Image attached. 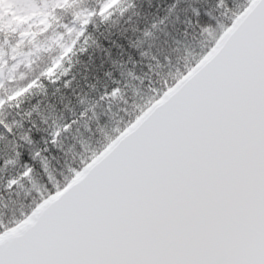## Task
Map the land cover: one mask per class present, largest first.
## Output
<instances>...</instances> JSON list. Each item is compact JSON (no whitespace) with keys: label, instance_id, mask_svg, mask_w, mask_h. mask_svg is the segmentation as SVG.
Instances as JSON below:
<instances>
[{"label":"snow or ice","instance_id":"obj_1","mask_svg":"<svg viewBox=\"0 0 264 264\" xmlns=\"http://www.w3.org/2000/svg\"><path fill=\"white\" fill-rule=\"evenodd\" d=\"M119 2L105 0L78 19L108 20ZM67 3L29 0L21 22L36 19L46 30L48 9ZM217 7L230 26L206 55L159 81L112 144L83 155L70 179L54 181L44 165L49 187L21 208L23 219L8 220L0 264H264V0ZM34 86L0 108H19Z\"/></svg>","mask_w":264,"mask_h":264},{"label":"trees","instance_id":"obj_2","mask_svg":"<svg viewBox=\"0 0 264 264\" xmlns=\"http://www.w3.org/2000/svg\"><path fill=\"white\" fill-rule=\"evenodd\" d=\"M124 2L126 7L131 4V8L123 14H117L108 20L99 16L89 18L90 23L84 26V43L73 52V56H69L52 78L45 77L43 72L53 64L60 52V47L56 44L57 35L64 33V27L73 14L97 12L100 6L96 4V0H68L63 8H49L52 17H48L46 30L41 31L43 25L38 26V29L34 25L23 29L8 21L3 32H0L1 45L4 43L7 52L17 45L20 34L27 35L25 45L19 47L20 61L9 72V64L6 65L5 75L0 78V99L6 97L7 101L15 91L34 80L38 81V86H34L21 98V102L25 98L29 100L23 105L20 102L19 108L12 105L7 114H0V119H4L6 124L16 123L21 131L28 132L32 141L31 145L25 144L16 139L17 129L12 128L9 133L0 125V135L6 138L9 145L14 140L16 143L15 152H10L5 143L0 141V222L4 224V227H0V233L14 226L8 223L14 216L23 219L19 216L20 210L23 206L30 205L32 197H22L21 194L27 192L31 183L44 175L41 156L50 164L62 161L65 150H79L77 141L80 139L90 149L93 146L99 147L97 130L104 128L109 131L119 119V132L112 133V138L115 139L129 120L125 114L138 104L144 105L146 98L157 89V62L161 66L171 62L173 49L186 48L181 53L186 59L191 58L195 51L200 52L202 57L208 49L200 51L198 48L196 40L199 28H215L221 22L227 28L231 24V20L222 15L223 8L217 7L220 0ZM244 3L245 0H225L226 6L232 11L241 10ZM145 32H153L155 38L144 40L138 47H133ZM25 52L26 57H22ZM141 52L146 55L142 56ZM184 63L185 61H179L175 68H163L161 74L166 72L170 76ZM194 64L195 62L192 66ZM113 92H118L119 95L113 97ZM81 99L86 103H80ZM38 101L41 108L51 106L48 111L54 112L59 118L60 130L65 126L70 127L69 132H62L57 137L55 145L51 142L52 130L47 125L40 124L35 112L24 119L25 112L30 111ZM4 107L5 105L2 108ZM139 114L137 111L136 115ZM37 152L39 155H36ZM90 153L91 151L89 155ZM12 159L15 163H6ZM59 167L63 168L64 165L60 164ZM83 167L84 165H72L73 172H79ZM26 169H31L29 177L22 175ZM65 175L71 178L69 172L65 171ZM11 180H16L17 183L9 188Z\"/></svg>","mask_w":264,"mask_h":264},{"label":"clouds","instance_id":"obj_3","mask_svg":"<svg viewBox=\"0 0 264 264\" xmlns=\"http://www.w3.org/2000/svg\"><path fill=\"white\" fill-rule=\"evenodd\" d=\"M105 2V0H96V4L98 6H102V4ZM129 8H131V4H128L127 7L125 6V2L124 0H120L119 4L117 6H115V8L112 10V15L111 17L116 16L117 14H123L124 12H126ZM197 27L199 28V25H197ZM153 28L155 29L156 26L154 25ZM224 30V25L223 23H218L217 27L215 28H211V27H204V28H199V37L196 40L197 44H198V48L200 49V51H203L205 48L208 49V51L204 54L206 55L211 48L215 45L216 40L219 38V36L222 34ZM154 33L153 32H145L143 34V38L138 40L137 42H135L132 46L133 47H138L140 43L144 42V40H152L154 39ZM95 43V41H93V44ZM186 50L182 49V50H176L173 49L172 52V61L165 64L164 66H161V64L159 62L156 63V68L158 71V78L159 81H163L166 79H169V75L165 72L164 74H161V69L163 68H175L177 65V62L179 61H186L189 60L191 58L186 59L181 53L182 51ZM195 54H200V52L195 51ZM74 53H72L70 56H73ZM141 55H146V53L141 52ZM167 60V57L165 58ZM65 71H67V69H65ZM119 95V93L117 94ZM117 95L113 96L116 97ZM147 96V94H146ZM6 100V97H3ZM149 97L146 98V100L144 101V103L147 102ZM29 100V98H25L21 103L22 105L25 103V101ZM80 103H86V101L84 99L80 100ZM65 107H67V105H65ZM51 106L48 105L46 108H41L40 107V102L38 101L35 105L32 106L30 111H26L25 112V116L24 119H28L33 112L36 113L37 119L39 120L40 124L43 125H47V128L51 129L52 132H56L58 130H60L59 128V118L55 115L54 112H50L48 111V109H50ZM140 108L141 105L138 104L135 108L131 109L128 113H126L125 115L127 116L128 119H136L139 115H136L137 111L140 112ZM12 109V105H8L5 104L4 108H0V114H7L9 112V110ZM91 109H89L90 111ZM5 116V115H3ZM0 121H4V119H0ZM49 121H51V123H49ZM9 126L11 128L17 129V136L16 139L24 142L25 144L31 145L32 141L29 138V134L26 131H21L19 128V125L16 123H11L9 124ZM119 126H120V120L117 119L115 121V126L113 128H111L109 131H105L104 128H99L97 130L98 132V136L100 137V139L97 141V144L99 147L97 146H93L91 149L89 147V145L85 144L81 139L77 141V143L79 144V150L78 151H72V150H65L63 153V159L62 161H56L55 164H50V162L48 160H46L43 156L40 157L41 160V164L43 165H47L48 168V174H50L53 178L54 181L60 182L63 181L67 175H65V171L69 172L68 170L71 168L72 169V165H76L77 167L80 166V161H81V157L83 155H88L89 152L91 151H98L99 149H104L105 147H107L109 144H112L120 135H117L115 139L112 138V133H116L119 132ZM38 130H47V129H38ZM0 141H3L5 143V146L8 147V150L10 152H15L16 149V143L15 140L11 142V144L9 145V143L7 142L6 138L3 135H0ZM36 155H39V152L36 153ZM33 159H35V156L33 157ZM13 160V163H15V160ZM43 162V163H42ZM63 164L64 167L60 168L59 165ZM49 186V181L47 179V175L44 173V175L42 176L41 179L34 181L31 183V188L27 191L21 194V196H25V195H31L32 200L35 198V196L37 195L38 190H44L47 189ZM15 200V198H13Z\"/></svg>","mask_w":264,"mask_h":264},{"label":"rangeland","instance_id":"obj_4","mask_svg":"<svg viewBox=\"0 0 264 264\" xmlns=\"http://www.w3.org/2000/svg\"><path fill=\"white\" fill-rule=\"evenodd\" d=\"M17 2H20L22 5V15H19L20 16V20L21 18H25L29 15V12H30V8H29V4H24L25 2L29 3V0L26 1V0H4L3 2V10L6 12L12 10V8L15 6L14 4H16ZM51 9V8H50ZM15 11V10H14ZM81 13H89V12H81ZM78 14L80 13H75L72 15L69 23H67L66 25L67 28L65 29L64 33L63 34H58L57 37H56V44L58 45V47H60V52L56 58V60L53 62V64L48 67L45 71H44V76L47 77V78H52L55 73L57 71H59L63 65H64V62L69 58V56L79 47H81V45L84 43L85 41V28H84V25H82L81 23V20L78 19ZM18 16V17H19ZM51 17H52V14H51ZM26 26L29 27L31 25H34V27L36 29H38L37 27L38 26H42L38 23V21L36 19H27L26 20ZM71 28L73 29V31L71 33L68 32V29ZM43 28H41V31ZM77 32H82L83 33V36L79 39V41L74 45L73 44V41L77 39L76 37V33ZM25 38V36H23L21 39H19V44L17 45V47H21L24 45V41L23 39ZM59 38V39H58ZM69 47L72 48V53H69V55L67 56H64V52L66 49H68ZM7 51L4 50L3 48H0V65H4L6 64L8 61V64H9V70L13 69V67L18 63L19 59L16 58V56L18 55V51L15 50H9L7 53ZM5 53V54H4ZM63 57V58H62ZM56 64L57 67L53 70L52 72V75L49 76L47 73H48V69L52 68L53 65ZM24 89V88H23ZM20 90H17L15 91L18 92ZM14 94V93H13ZM12 94V95H13ZM10 95V96H12ZM0 100H5L4 98L3 99H0Z\"/></svg>","mask_w":264,"mask_h":264},{"label":"flooded vegetation","instance_id":"obj_5","mask_svg":"<svg viewBox=\"0 0 264 264\" xmlns=\"http://www.w3.org/2000/svg\"><path fill=\"white\" fill-rule=\"evenodd\" d=\"M0 9H1V4H0ZM0 12H1V10H0ZM0 15H2V14H0Z\"/></svg>","mask_w":264,"mask_h":264}]
</instances>
